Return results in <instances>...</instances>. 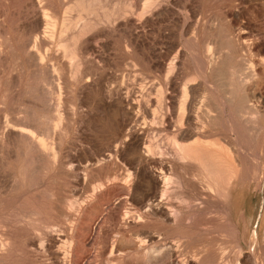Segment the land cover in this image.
<instances>
[{
    "label": "rangeland",
    "instance_id": "1",
    "mask_svg": "<svg viewBox=\"0 0 264 264\" xmlns=\"http://www.w3.org/2000/svg\"><path fill=\"white\" fill-rule=\"evenodd\" d=\"M70 1L73 0H59V3L58 0H0V240L6 246H0V264H60L62 253L71 245L72 234L85 237V245L80 248L82 251L80 249L76 251V256L72 257L69 264L72 262L104 264L102 251L108 248L113 237L117 238V233L125 234L126 239L137 240L143 230L158 231L160 227L163 228L160 221L153 219L143 223L146 228H143V224L135 223L136 214L144 209L133 205L131 199L135 197L139 200L140 190L135 191L133 187L129 190L128 185L124 186L126 174L141 168L143 163L139 162V157L131 150L132 136L118 135L120 132L117 127L124 123L125 117L121 109L116 110L105 101L116 96L114 93H107L105 89L110 86L116 87L123 80L127 82L126 78H121L126 70H133L132 74L135 73L141 81L139 83L146 84L145 87L152 83L157 85L156 88L161 87L164 94L163 103L169 105L168 97L171 93L165 85L167 73L163 69L174 56H177L175 82L178 87H181L186 77L194 78L190 83L196 86L195 97L200 106L198 115L210 105V110L213 111L211 114L217 117L218 109L216 112L215 108L221 104L222 88L214 84L211 89L202 81L207 79L208 75L204 74L202 67H205V63L200 51L196 52L199 48L197 43L200 40L209 42L216 39L223 44L227 39L224 44L227 47L230 44L228 49L237 51L236 55L239 53V56H243L244 62L249 59L253 61L264 59V0H179L173 16L165 17L160 25L156 24L154 27L141 25L139 30L146 32L147 41L139 42L135 51L127 46L129 44L126 33L112 35L109 38H94L91 49L80 67L86 72V76L89 75L92 82L83 86L82 82H75L77 57L73 58L69 50L71 35L82 29L84 19L89 14L82 13V16L76 8L67 12ZM171 1L164 0L165 3ZM103 2L105 5L110 3L106 0L102 1L101 5ZM122 2L124 0L116 3V8L122 7ZM189 7L195 10L196 18L200 21H208L205 22L197 42L188 41L194 27L188 25L192 23L186 13ZM102 10L100 9L101 12ZM41 11H45L51 17L50 20H56L57 23V35L55 34L48 42L42 40L43 30L48 25L42 21ZM78 15L85 18H79ZM176 18H179V22ZM62 22L65 28L60 31ZM242 28L247 36L249 35L247 43L249 41V44L261 46V52L249 54L245 48L238 51L236 35L238 29ZM224 33L230 35L227 37ZM36 50L40 52L42 60L34 58L33 52ZM178 50L181 51L180 55H176ZM153 61L159 62L161 67L154 66ZM234 62L236 63L227 60L222 64L223 67H219L221 74H227V66L235 64ZM131 63L136 65L132 66ZM258 68L255 63L250 67L256 71ZM195 73L198 74L193 77ZM256 78L259 80L255 79V85L248 86L247 91L245 90L248 95L252 92L256 94L255 97L249 95L250 106H254L252 110L255 112L251 111L252 113L246 115L247 118L251 116L250 123H254L252 126L249 123L243 124L242 120L232 113L234 109L227 107L226 111L233 114L227 112L231 122L225 116V119L221 117L222 120L219 116L213 117L210 125L201 130H206L205 136L220 137L221 141L231 140L237 142L238 146L241 144L242 149L239 148L242 151L239 150L238 155L240 152L243 154V158L240 156L239 158L246 164V168L245 164H242L244 172L242 176L245 174L246 177L251 176L248 179L243 177L249 190L247 187L245 198L241 200L239 208L241 207L246 216L251 215V220L255 217L253 227L254 232L258 233L261 214L264 212V77L258 74ZM205 88L211 93L206 94ZM152 97L156 101V91ZM153 105L152 110L138 111L140 119L133 124L132 129L140 131L143 128L142 137L145 141L143 147L149 148L154 157L167 164L171 157L166 140L168 133L162 130L163 123H160L159 119L161 112L158 110L156 113L153 112L157 103ZM171 117L174 120L173 112ZM198 123L200 124V121L194 120L192 125ZM255 128L257 131H254ZM30 136L41 139L45 147L43 149L37 147ZM154 143L159 144V150H153ZM149 163L147 161L144 164L152 167ZM254 167L255 169L257 167V172ZM246 169L248 171L245 173ZM255 172L260 176L258 177ZM254 173L257 181L254 179ZM133 177L134 174L131 175V180ZM187 190L192 191L191 188ZM229 201L228 212H231L227 214L231 215H228V220L222 224L226 227L223 231L222 226L217 225L218 231L215 228L213 232L197 227L182 234L167 231L165 235L171 234L170 239L180 242L183 238L182 250L190 247L192 249L202 240L218 238L221 243L213 246V249L216 247L218 250L221 247L222 253H219L215 262L230 264L232 257L238 254L236 242L243 247V251L246 248L241 224L236 222L240 209H236L233 198ZM199 216L200 219L204 218L202 214ZM203 218L198 222L202 223V220L206 222ZM234 228L237 234L233 232ZM232 233L237 236L234 237ZM57 251L61 254L59 255ZM232 260V264H237L236 259L233 260L235 262ZM132 263L137 264V261L133 260ZM64 264H68V261Z\"/></svg>",
    "mask_w": 264,
    "mask_h": 264
},
{
    "label": "bare ground",
    "instance_id": "2",
    "mask_svg": "<svg viewBox=\"0 0 264 264\" xmlns=\"http://www.w3.org/2000/svg\"><path fill=\"white\" fill-rule=\"evenodd\" d=\"M102 1H106V0H73L72 2L70 1L71 4L68 2V7L66 6L67 9L65 8L67 12L73 9L75 10L76 8L79 9L80 11L79 14L81 15L82 13H84L85 15L89 14L88 16L86 15V18L81 17V15H78L79 18H85L84 24L82 29L75 31L71 35L70 38L72 41L71 48L69 47L70 48L69 51L72 54L73 58L77 57L75 82H82L83 86L85 84L88 85L90 82H92L89 75L86 76V72L82 70L80 67L83 63L84 58L87 56L86 55L87 52L91 49V45L93 43L94 38L96 37L109 38L112 35H117V34L121 35L126 33L128 36L127 43L129 44L127 46H130L135 51L139 42L145 43L147 41L146 32L143 30L142 31L139 30L141 25L146 24L149 27H154L156 26V24L160 25L165 17L173 16V14L176 11V7H177L176 4L179 0H172L169 3H165L166 1L164 2V0H124V2H122L123 3L122 7H118V8H116V3L121 2L123 0L121 1L109 0L110 3H107V5L104 4L105 2H103V4L101 5ZM100 9H103L102 12L100 11ZM45 11L44 12L41 11L42 14L40 13L42 21H44L45 25H48L43 30L42 40L48 42L52 37H54L55 34L57 35L56 33L57 23L56 20L51 21L50 20L51 17H49ZM186 13H187V18L190 19V21L192 22L189 23L188 25H190V27L194 26L192 28V34L190 38L188 37V41L194 40L197 42L198 38L200 37L199 35L201 34V31L205 27V22L208 21L203 22L200 21L199 18H196V12L192 7H189ZM176 20L179 22V18H176ZM63 22L60 27V31H62L65 28V26H63ZM222 29L223 28H220V30ZM242 29H238L239 32L236 35L238 39L237 40L238 51L240 52L242 49L245 48L249 54H253V53L258 54L259 52H261V46L256 44L254 45L249 44V41L247 43L249 35L247 36L246 31H244V28ZM187 30L188 29L186 28V31ZM221 35H223V33ZM227 35H230V33L225 34V36ZM221 40L223 41L224 39ZM226 40L224 42H226ZM200 41L203 42V40ZM200 41L197 43V45H199L197 51L195 50V48L193 50L196 52L200 51L203 57V61H204L203 63H205V67L202 66L201 67L204 68L203 69L204 74H206V76L208 75V77L207 79L202 78L204 79L202 81L205 84H207V87L211 89H213L212 85L214 84L222 88V95L220 99L221 104L216 106L215 108V111L216 109H218L217 117L219 116L221 118L225 116L229 120L230 115L234 113L236 116H238L237 118H240L242 120L241 121L239 119L243 124L245 125L246 124L248 125V123L251 124L250 123L252 120V119L250 120L251 116H249L250 118H247L248 116L246 115L248 113L250 114L255 111H253L254 106L253 107L250 106L251 104L249 103V100L251 97L249 95L255 97L256 94L252 92L251 94L248 95L245 92L247 91L248 86L255 85L256 82L255 79H257L256 76L258 74H261L262 77H264V59H259L258 61L257 60L253 61L249 59L246 60V62H244L242 59L243 56H239L238 55L239 53L236 55L237 51H234L232 49L234 51L233 52L232 50H230V48L228 49L230 44L229 45L227 44L228 45L227 47L226 44H224V42L223 44H221V42L220 43L218 42L220 40H216V39H214L213 41L209 40V42H203V43ZM232 44L233 43H231V45ZM196 52L195 54H197ZM180 53L181 51L178 50L176 52V55H180ZM33 55L35 59L40 58L42 60V56L39 51L36 50L35 52H33ZM227 60L228 61L233 60L236 61V63L234 62L235 64H232L233 63L232 62L230 66H227L228 62L227 65L225 64V68L226 66L228 67L227 68L228 73L226 72L227 74L225 75L227 76L225 78L224 73L223 75L221 74L222 71L220 70L219 67H223L222 64L226 63ZM153 62H154V66L157 65V67H161L159 62L157 61H153ZM254 63L256 64V66L259 67L258 71H256L255 69H254L255 71L250 69V67L254 65ZM177 64H178L177 56H174V59L171 62H169L163 69L167 73L165 74L166 75L165 85L170 89V93H171L168 97L169 105H164L163 103L164 94L161 87L156 88L155 86L157 85H155L154 83L150 85L147 84L148 86L146 87H145L146 84L145 85H142L143 83L140 84L139 83L140 79L137 78L138 76H135L136 75L135 73L132 74L133 70H129V69L126 70V72L121 77V78H126L128 80L127 81L128 83L125 81L126 82L125 84L123 80L119 85H116V87L110 86L108 88L106 87L105 89L107 93L109 94L114 93L116 95L115 97L112 95L114 97L112 98V100H110L111 97H109L108 100L110 101H108L107 99L105 101L109 102L110 106L112 105V107H114L116 110L118 108L119 110L121 109V111H123L124 117L126 118V119L124 118L125 121L123 120L124 123L121 124L120 127H117L119 128L118 132H120L118 135L132 136L131 138L133 140V147H132L133 149L131 150L134 151V154H137V156L139 157L138 158L139 162L142 161L143 163L142 164L143 166L141 168H137L132 172L131 171L128 172L126 174L127 179L124 182L125 183L124 186L128 185L127 187H129V190L131 189V187H133L135 191L140 190L139 200L136 199L135 197H134L135 199L131 197L133 198L131 199L133 205L136 206L138 205L140 206V208L144 209L141 213L136 214L137 220L135 223L140 225L151 221L150 219H153V220H157L158 222L160 221V223H162L163 225L162 226L163 228L161 229L160 227L158 231L143 230V233L139 235V238L138 239L136 238L137 240L131 238L126 239L127 237L125 238L126 236L125 234L117 233L118 236L115 235L117 236V238L115 237L116 239H114V237L111 235L113 238L111 237L112 239L108 244V248L105 247L106 249L104 248L105 250L102 251V255L104 256L102 258V262L104 264H136V263H132L133 260H136L137 264H152L154 262H159L160 264H167V263L203 264V262L208 264L209 262H212L214 264L215 259L217 258L219 253L222 252L220 250L221 247L218 250H216L215 247L214 250L213 246L219 245V243H221L220 242L221 240H219L218 238H213L214 236L213 237L210 236V238L212 237L213 239L211 240L206 239L205 241L200 240L201 242H199L197 245L195 244L196 246L192 245L194 248L190 249L191 248L190 247L189 249L186 248L182 250L181 249V245L183 244L181 243L183 241L182 236L180 242V240L170 239L171 237L169 238V235L171 236V234L169 233L171 231L173 232L176 231L175 234L177 232L182 234V232H186V230L188 229L190 230L191 228L196 229L197 227H203V229L211 230L213 232V230L215 231L217 228H219L217 225L222 226V224L226 223L225 221L228 220L227 216L231 215V214H227L228 207L230 205L229 200L233 198L235 203L234 205H236V209L239 210L241 208V207L239 208L240 202L245 198L246 190L248 186L246 181H244L245 178L243 179V177L246 174L242 176L244 173L243 165L245 163L243 164V162H241V160L243 159L240 158L242 157L243 154L241 155L240 152V155H238L240 150L239 147H241L240 146L241 144H239L238 146L236 141H235L236 143L227 139L221 141L220 137L204 135V131L206 130H201V129H203L205 126L208 127L210 123L213 121V117L216 116H213L211 114V112L213 111L210 110V105H207L202 110L201 114L198 115V110L200 106H198L197 99L195 97L196 86L190 83V81L193 80L194 78L185 76L186 78L184 77L185 79L181 84V87H178L177 83L175 82ZM220 64L222 66H219ZM131 65L135 66L136 64L131 63ZM219 70L221 72L218 73ZM197 74L198 73H195L194 76L193 75L192 76L195 77L197 76ZM204 74L202 75L203 77H205ZM221 75L223 76L224 79L223 78L221 79L222 77ZM198 76L199 77L201 76L200 73ZM129 79L131 80V82ZM154 91H156V95H157L156 101L154 97H152ZM204 91L206 92V94L211 93L208 92L209 90L207 88H205ZM155 102L157 103V105L156 108L153 109V112L156 113V110L161 112L159 115L160 116L159 119H160V123H163L162 130L167 131L168 133L166 140L169 150L171 152V157L168 160L167 164H164L161 161V159L154 157L150 153L149 148L143 147L145 143L142 137L144 135L143 133L144 129L142 128L141 129L142 131L141 130L137 131L132 129L133 124L135 125V123L140 119V115L138 111L140 109H142V111L143 110L149 111L151 107L154 106L153 103ZM227 107H231V110L234 109V111L232 110V113H230L231 111L230 112L226 111L228 110L226 109ZM163 110H165V112H163ZM171 112L174 113V118H173L174 120H172ZM227 112H229L230 115ZM116 114H118V111H116ZM194 120L200 121V124L198 123L197 125H192V122ZM220 120H222V118ZM229 122H231V120H229ZM256 128L254 131H257ZM30 138L32 139V141H34L37 147L41 149L45 147V143L38 137L36 139V137L30 136ZM152 146H153V150L160 149L158 143H154ZM147 161L150 162L149 164H151L152 167L145 166L144 163H147ZM245 168H246V164H245ZM248 169L250 170V168ZM248 169H246L245 173L248 171ZM255 170L257 172L258 170L257 167ZM250 173L251 172L249 171L248 174ZM132 174H134L133 180H131L130 178ZM256 174L255 176L253 175L255 180H256L255 178ZM248 176L250 177L251 175ZM249 177H246V179H248ZM252 183L250 184L252 185ZM188 188H191L192 191H188L187 190ZM200 214L204 216V218L203 217L202 218L205 219L206 222H203L204 220H202V223L198 222L202 219L199 218L201 217L199 216ZM250 216L249 215L246 216V214H244V211H242L241 209L238 212V216H236L238 219L236 220L237 224H241L242 227L243 234L242 233L241 234L243 235V240L245 242L246 249L243 251L242 250L243 247L241 248L240 245L236 242V247L238 248V252H237L238 254L236 257H232V258L233 260L235 259L237 260V264H254V263L264 264V212L263 214H261L262 217L258 227L259 230L258 233L254 232V227H253L255 217H253V219L251 220ZM229 223L230 222H228V224ZM143 228L146 227L144 226ZM223 228L226 227L222 226V230L221 229L220 230L223 231ZM235 229L236 228H234V231L233 230L232 231L235 234H237L238 232H236ZM162 231L165 232L162 233ZM167 231H170L168 233L169 235H165ZM216 231H218V229ZM228 232L230 233V231ZM214 234H216V232H214ZM221 234H219V236ZM235 234L232 233L233 236ZM80 236L81 235L79 234H76L74 236L72 234V238L70 239L71 245L68 247L67 250H65L62 253V257L59 260L60 264L67 263V261L69 264V261L72 260V257L76 256L75 255L76 251L84 247L85 237L82 238ZM57 239L59 240V238ZM2 243H3L2 240H0V246L2 245V247H6ZM221 246L224 245L221 244ZM60 254L61 253H59V255ZM234 254L232 255L234 256ZM229 260H230V256H229ZM231 260H230V264H232ZM71 264H73V262Z\"/></svg>",
    "mask_w": 264,
    "mask_h": 264
}]
</instances>
